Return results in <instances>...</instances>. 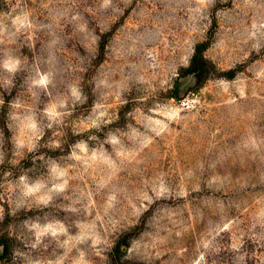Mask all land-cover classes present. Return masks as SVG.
<instances>
[{"label": "rangeland", "instance_id": "obj_1", "mask_svg": "<svg viewBox=\"0 0 264 264\" xmlns=\"http://www.w3.org/2000/svg\"><path fill=\"white\" fill-rule=\"evenodd\" d=\"M0 264H264V0H0Z\"/></svg>", "mask_w": 264, "mask_h": 264}, {"label": "trees", "instance_id": "obj_2", "mask_svg": "<svg viewBox=\"0 0 264 264\" xmlns=\"http://www.w3.org/2000/svg\"><path fill=\"white\" fill-rule=\"evenodd\" d=\"M204 50H205L204 44H198L195 47L193 56L191 58V61H190V64L187 70L189 74H193L197 79L200 78L203 73H205L206 67H207V61L203 57ZM229 75H231V72Z\"/></svg>", "mask_w": 264, "mask_h": 264}]
</instances>
